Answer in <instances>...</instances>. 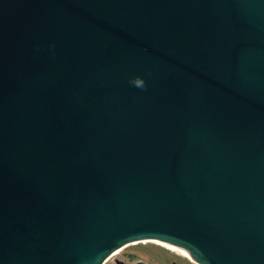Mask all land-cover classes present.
<instances>
[{
    "label": "water",
    "instance_id": "obj_1",
    "mask_svg": "<svg viewBox=\"0 0 264 264\" xmlns=\"http://www.w3.org/2000/svg\"><path fill=\"white\" fill-rule=\"evenodd\" d=\"M138 242L264 264V0H0V264Z\"/></svg>",
    "mask_w": 264,
    "mask_h": 264
},
{
    "label": "flooded vegetation",
    "instance_id": "obj_2",
    "mask_svg": "<svg viewBox=\"0 0 264 264\" xmlns=\"http://www.w3.org/2000/svg\"><path fill=\"white\" fill-rule=\"evenodd\" d=\"M158 244L156 242H138L127 245L115 252L107 262L111 261L110 264H135L137 262L151 264L146 257H159L167 261L168 264H197L188 255L183 254L186 256L184 257L181 252H172L171 249ZM129 246L135 247L130 248ZM171 253L175 254L171 255Z\"/></svg>",
    "mask_w": 264,
    "mask_h": 264
},
{
    "label": "rangeland",
    "instance_id": "obj_3",
    "mask_svg": "<svg viewBox=\"0 0 264 264\" xmlns=\"http://www.w3.org/2000/svg\"><path fill=\"white\" fill-rule=\"evenodd\" d=\"M149 243V242H148ZM139 245H142V244H139ZM159 245V244H158ZM162 247H166V246H163L161 245ZM130 248H133L135 246H129ZM168 248V247H167ZM170 249V248H169ZM172 252H177V251H173L172 249L170 250ZM177 253H180V252H177ZM175 253H171V255H174ZM182 256L186 257L185 255H183L181 253ZM148 259V261H150L151 264H168L167 261H165L164 259L162 258H159V257H146ZM186 259V258H185ZM187 260V259H186ZM111 261L107 262L106 264H110Z\"/></svg>",
    "mask_w": 264,
    "mask_h": 264
},
{
    "label": "bare ground",
    "instance_id": "obj_4",
    "mask_svg": "<svg viewBox=\"0 0 264 264\" xmlns=\"http://www.w3.org/2000/svg\"><path fill=\"white\" fill-rule=\"evenodd\" d=\"M156 243L162 244L163 246H166V247H168V248H170V249H172V250H174V251H177V252L179 251V252H181L182 254L188 255V256L192 259L190 253L187 252L186 250L182 249V248H179V247L173 246V245H171V244H167V243H160V242H156ZM192 260H193V259H192ZM193 261H194V260H193Z\"/></svg>",
    "mask_w": 264,
    "mask_h": 264
}]
</instances>
